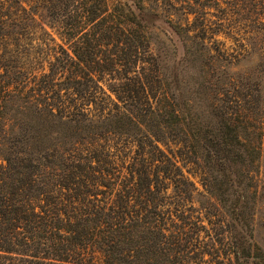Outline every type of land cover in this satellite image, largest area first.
Returning a JSON list of instances; mask_svg holds the SVG:
<instances>
[{
    "label": "trees",
    "instance_id": "1",
    "mask_svg": "<svg viewBox=\"0 0 264 264\" xmlns=\"http://www.w3.org/2000/svg\"><path fill=\"white\" fill-rule=\"evenodd\" d=\"M170 6L0 0V264H264V0Z\"/></svg>",
    "mask_w": 264,
    "mask_h": 264
},
{
    "label": "rangeland",
    "instance_id": "2",
    "mask_svg": "<svg viewBox=\"0 0 264 264\" xmlns=\"http://www.w3.org/2000/svg\"><path fill=\"white\" fill-rule=\"evenodd\" d=\"M120 1H123V2L128 1L129 3L136 2L139 5L144 6L147 10L158 13L160 17H169L176 24H179L182 26H187L191 24V21L194 19L193 16H189L190 22L186 21V17L182 14V12H179V10L172 9L170 4H174L175 7H181L182 5H186L187 2L194 4V1L196 0H120ZM200 1L207 5V0H200ZM222 5H223V2H222ZM153 32H155L156 35H158V37L153 38V41H154L153 47L162 49L164 46H167L166 37L163 36V34L158 29L153 28ZM252 65H253V62L252 63L243 62L241 63L239 67H243L244 70H247ZM192 167L193 166H188V169H191V174H192L191 177L193 181L196 183L197 187L200 190H202L200 175L196 172L192 173ZM258 235L261 238H259ZM257 238L259 240V246H256V248L264 249V228L260 230V225H259V231L257 232Z\"/></svg>",
    "mask_w": 264,
    "mask_h": 264
}]
</instances>
